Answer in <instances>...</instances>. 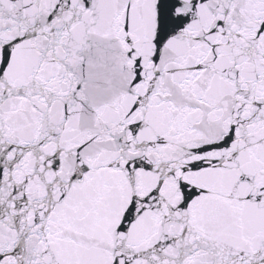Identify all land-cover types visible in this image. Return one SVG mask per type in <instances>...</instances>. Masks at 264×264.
<instances>
[{
	"label": "snow or ice",
	"instance_id": "snow-or-ice-1",
	"mask_svg": "<svg viewBox=\"0 0 264 264\" xmlns=\"http://www.w3.org/2000/svg\"><path fill=\"white\" fill-rule=\"evenodd\" d=\"M0 264H264V0H0Z\"/></svg>",
	"mask_w": 264,
	"mask_h": 264
}]
</instances>
